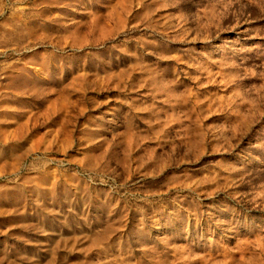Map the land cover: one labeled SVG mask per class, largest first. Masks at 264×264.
Listing matches in <instances>:
<instances>
[{"label":"rangeland","instance_id":"obj_1","mask_svg":"<svg viewBox=\"0 0 264 264\" xmlns=\"http://www.w3.org/2000/svg\"><path fill=\"white\" fill-rule=\"evenodd\" d=\"M0 264H264V0H0Z\"/></svg>","mask_w":264,"mask_h":264}]
</instances>
